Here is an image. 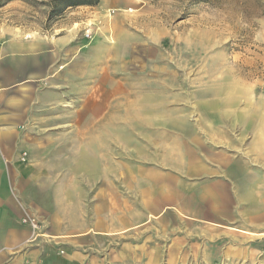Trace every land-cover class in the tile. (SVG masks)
<instances>
[{"label": "rangeland", "instance_id": "374dc122", "mask_svg": "<svg viewBox=\"0 0 264 264\" xmlns=\"http://www.w3.org/2000/svg\"><path fill=\"white\" fill-rule=\"evenodd\" d=\"M50 1L0 0V32L49 33L79 11L50 19ZM136 2L106 10L119 14L116 44L49 80L32 120L17 122L36 152L34 196L49 211L31 213L53 245L33 240L44 264H264V198L252 197L258 205L230 226L177 214L146 224L152 209L141 199L146 170L162 161L152 147L156 122H178L179 108L187 122L264 121V0ZM100 26L87 25L90 40ZM238 147L242 155L241 139ZM68 219L91 232L66 238ZM73 250L81 262L68 257Z\"/></svg>", "mask_w": 264, "mask_h": 264}, {"label": "crops", "instance_id": "0c3cea01", "mask_svg": "<svg viewBox=\"0 0 264 264\" xmlns=\"http://www.w3.org/2000/svg\"><path fill=\"white\" fill-rule=\"evenodd\" d=\"M136 3L100 0L98 5L78 6L79 11L65 19L67 23L49 33L0 32V264L47 261L40 242L31 240L32 230L22 222L28 213L49 211L34 196L40 184L39 170L33 164L36 152L28 133L20 137L17 122L32 120L49 80L58 82L70 75L82 62L80 56H92L116 44L111 30H116L119 14L113 20L106 10L132 9ZM96 21L102 26L90 40L84 30ZM178 110L173 117L178 122L154 125L152 147L162 161L157 159L146 170L147 184L141 189V199L152 209L146 224L151 218L166 222V216L175 214L215 226L236 224L240 216L245 219L248 209L258 205L252 197L255 201L264 198V121L187 122L186 111ZM237 127L241 135H234ZM50 212L53 217L55 213ZM84 221L74 226V219H68L66 238L89 234L92 227ZM105 229H93V233H105ZM42 238L53 246L47 234ZM72 252L68 257L81 262V256Z\"/></svg>", "mask_w": 264, "mask_h": 264}, {"label": "trees", "instance_id": "16d2710c", "mask_svg": "<svg viewBox=\"0 0 264 264\" xmlns=\"http://www.w3.org/2000/svg\"><path fill=\"white\" fill-rule=\"evenodd\" d=\"M100 0H51L49 18L52 19L61 15L67 8L82 6V5H97Z\"/></svg>", "mask_w": 264, "mask_h": 264}, {"label": "built area", "instance_id": "2783aa9c", "mask_svg": "<svg viewBox=\"0 0 264 264\" xmlns=\"http://www.w3.org/2000/svg\"><path fill=\"white\" fill-rule=\"evenodd\" d=\"M84 35L86 38L91 39L93 36V29L87 27L84 30ZM22 222L31 228V230H32V239L31 240L32 241L36 240V238H38V237L45 236V234H43V232H42V225H41L40 220L38 219L37 216H35L31 213H28L23 217Z\"/></svg>", "mask_w": 264, "mask_h": 264}, {"label": "bare ground", "instance_id": "6f19581e", "mask_svg": "<svg viewBox=\"0 0 264 264\" xmlns=\"http://www.w3.org/2000/svg\"><path fill=\"white\" fill-rule=\"evenodd\" d=\"M78 27V26H77ZM110 38V37H109ZM108 39V38H107Z\"/></svg>", "mask_w": 264, "mask_h": 264}]
</instances>
